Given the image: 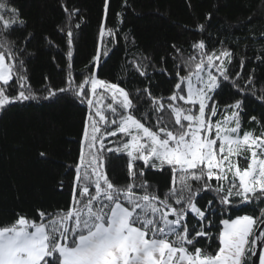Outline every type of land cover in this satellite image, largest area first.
Instances as JSON below:
<instances>
[{
    "label": "snow or ice",
    "instance_id": "1",
    "mask_svg": "<svg viewBox=\"0 0 264 264\" xmlns=\"http://www.w3.org/2000/svg\"><path fill=\"white\" fill-rule=\"evenodd\" d=\"M103 9L88 75L79 83L73 75L75 33L68 27L65 83L37 95L10 38L26 21L9 0H0V110L66 96L88 110L67 208L36 209L34 217L18 212L11 223L0 225V264H255L257 255L258 264H264V118H249L260 126L259 135L242 131L244 99L224 105L222 112L215 98L228 82L238 94L250 92L264 105V87L257 92L252 75L241 87L236 83L241 72L229 69L233 52L225 47L209 50L200 39L191 45L195 54L180 56L175 64L170 95L158 97L143 89L148 104L142 110L139 89L134 99L120 84L98 76L119 31L106 26L109 0ZM64 10L69 20L78 11ZM116 16L123 23L122 13ZM197 30L203 32L204 25ZM30 38L29 33L26 40ZM180 51L176 49L177 55ZM146 60L130 61L141 77L148 76ZM159 71L171 75L165 68ZM153 114L156 122L148 126ZM109 137L117 138L109 141L112 147L105 144ZM109 153L126 157V183L110 179ZM149 170L170 173L163 195L145 178ZM202 199L207 201L203 206ZM243 205H251L257 214H235ZM217 212L222 227L214 234L217 221L211 217Z\"/></svg>",
    "mask_w": 264,
    "mask_h": 264
},
{
    "label": "trees",
    "instance_id": "2",
    "mask_svg": "<svg viewBox=\"0 0 264 264\" xmlns=\"http://www.w3.org/2000/svg\"><path fill=\"white\" fill-rule=\"evenodd\" d=\"M9 3L26 21L22 28L10 33V38L15 42L17 54L25 61L29 82L37 95L47 87L59 88L65 83L68 27L75 33L73 75L77 83L88 75L86 66L98 46L104 0H9ZM64 6L69 12L78 9L70 20ZM118 12L122 13L123 23L116 16ZM209 13L211 19H206ZM199 24L204 25L203 32L197 30ZM106 26L119 31L109 45L111 51L104 58L98 76L120 84L134 99L139 89L142 110L148 104L143 89L149 88L158 97L170 95L176 82L175 64L180 62V56L195 54L191 45L200 39L209 50L225 47L233 52L229 69L233 74L241 72L237 84L243 87L252 75L257 92L264 87V0H126V5L125 0H109ZM29 33L31 38L26 40ZM176 49L181 50L179 55ZM257 55L262 59L256 60ZM142 57H148L144 61L148 65L147 77H141L130 63ZM241 60L244 61L242 70ZM161 68L171 75L161 73ZM184 74L182 71L181 75ZM14 92V88L9 89L10 94ZM215 98L222 112L224 105L244 99L242 131L255 130L259 135L260 126L249 122V118L252 115L264 118V105L250 92L238 94L226 82ZM87 111L72 96L58 102L40 99L17 103L0 110V225L11 223L18 212L34 217L36 209L67 208L74 176L72 166L78 162ZM142 114V111L137 113ZM155 122L154 114L146 121L148 126ZM115 139L111 137L107 141ZM40 152L46 155L41 157ZM108 156L110 179L118 185L126 183V157L112 153ZM145 178L158 186L159 194L163 195L171 176L168 171L149 170ZM208 198L213 199V207H219L212 193ZM206 203L200 200L201 206ZM245 213L256 215L257 211L251 205H243L235 214ZM219 217V212L211 217L217 221V227L212 229L214 234L221 227Z\"/></svg>",
    "mask_w": 264,
    "mask_h": 264
},
{
    "label": "water",
    "instance_id": "3",
    "mask_svg": "<svg viewBox=\"0 0 264 264\" xmlns=\"http://www.w3.org/2000/svg\"><path fill=\"white\" fill-rule=\"evenodd\" d=\"M258 253H259V249H258ZM255 264H258V255H257V257L255 258Z\"/></svg>",
    "mask_w": 264,
    "mask_h": 264
},
{
    "label": "rangeland",
    "instance_id": "4",
    "mask_svg": "<svg viewBox=\"0 0 264 264\" xmlns=\"http://www.w3.org/2000/svg\"><path fill=\"white\" fill-rule=\"evenodd\" d=\"M214 119H216V118H214ZM109 138H111V137H109ZM109 138H108V139H109ZM106 141H107V140H106ZM111 141H112V140H111ZM107 144H109V141H107L106 145H107ZM221 227H222V226H221Z\"/></svg>",
    "mask_w": 264,
    "mask_h": 264
}]
</instances>
